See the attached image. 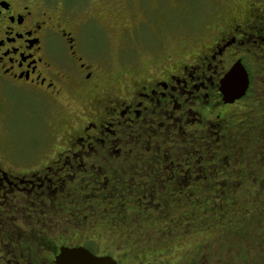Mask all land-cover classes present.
<instances>
[{
	"label": "flooded vegetation",
	"instance_id": "1",
	"mask_svg": "<svg viewBox=\"0 0 264 264\" xmlns=\"http://www.w3.org/2000/svg\"><path fill=\"white\" fill-rule=\"evenodd\" d=\"M125 1L124 35L139 39L147 28L159 42L142 43L144 49L164 57L126 65L119 75L90 61L83 32L95 15L73 19L61 0H0V117H7L15 96H35L61 102L57 121L48 122L54 138L60 119L61 131L70 129L65 145L52 149L54 162L39 171L9 173L0 162V264H56L62 248L79 247L117 264H147L160 243L139 245L104 231L150 230L163 222L181 232L165 253L174 242L214 228L212 221L220 226L236 212L240 223L245 216L222 205L238 198L254 150L264 151V0ZM158 12L169 14L168 26L154 20ZM183 53L196 57L180 62ZM235 67L248 87L231 99L222 81ZM83 95L91 120L69 127L61 110ZM68 198L70 207L85 199L98 213V199L123 200L110 211L126 219L80 217L65 207ZM65 213L72 216L68 223ZM82 229L90 232L66 235Z\"/></svg>",
	"mask_w": 264,
	"mask_h": 264
},
{
	"label": "rangeland",
	"instance_id": "2",
	"mask_svg": "<svg viewBox=\"0 0 264 264\" xmlns=\"http://www.w3.org/2000/svg\"><path fill=\"white\" fill-rule=\"evenodd\" d=\"M61 3L69 7L66 9L73 19L90 20V15L96 16L93 23L83 32L87 47L91 50L89 55L94 57H90V61L96 66L109 68L108 71L114 70L122 75L126 65L138 67L164 57L163 52L151 53L144 49L142 43L148 47H157L159 42L147 28L139 39L124 35L125 20L122 16L126 6L125 0H61ZM138 14L139 21H143L142 13L139 11ZM153 18L163 27L170 24L169 14L158 12ZM150 25L155 27L153 23ZM182 26L178 22V30L184 28L183 23ZM168 46L173 47L176 44L172 42ZM194 57V53L177 55L180 62ZM105 81L106 79H103L100 84H105ZM15 97L11 103L12 108L5 115L7 117H0V162L3 169L9 173L22 172L25 169L39 171L54 162L55 157L51 156L56 151L52 154V149L55 144L59 150L65 145L70 129L64 126L61 131L60 119L55 130L57 132L59 128L60 132L54 138L49 126L48 122L57 121L56 115L58 108H61V102H43L35 96ZM73 102L71 108L65 106L61 110L64 115L62 119L69 122V127L71 121L79 124L91 120L87 96L76 97ZM26 111L32 112L33 115L28 116ZM72 111L73 115H69ZM254 151H257V158H252L248 169L242 171V179L236 187L238 198L235 200L231 197L223 201L222 205L224 210L234 207L237 212L245 215L243 220L238 223V214L234 212L232 218L220 220V226L212 221L210 225L214 228L209 227L204 232H196L174 242L172 251L165 253L163 247L168 243L170 245L176 234L169 228L147 230L136 240L139 245L147 239L162 242L161 248H154L155 251L146 256L150 261L146 260L147 264H176L174 261H177V264H264V151L261 148ZM253 167L257 169L254 170ZM231 224L234 227L228 230ZM115 240L120 242L119 238ZM113 242L112 240L110 243Z\"/></svg>",
	"mask_w": 264,
	"mask_h": 264
},
{
	"label": "trees",
	"instance_id": "3",
	"mask_svg": "<svg viewBox=\"0 0 264 264\" xmlns=\"http://www.w3.org/2000/svg\"><path fill=\"white\" fill-rule=\"evenodd\" d=\"M56 185V184H55ZM67 185H71L70 183H67ZM81 186H82V190H81V192L82 191H84L85 190V185L84 184H81ZM44 189H46V188H44ZM54 189H57L56 187L55 188H53V190ZM58 190V189H57ZM59 190H61V183H60V188H59ZM66 190H69V188H66ZM80 192V193H81ZM79 193V194H80ZM84 200L85 199H81V204H80V206H75V207H70V202H71V200L68 198L66 201V204H65V207L66 208H72V209H74V210H77V211H75L76 213H79L78 215L80 216V217H83V218H85V217H87V216H89V217H93L94 218V216L97 218H94L95 219V221L96 220H98L99 222H103V223H107V222H109L110 220H112L113 222H116V223H118L119 221H121L122 220V222L126 219V218H122V217H124V216H126V215H122V214H112L111 213V204H114L115 205V203L116 202H121V201H123V200H120V199H117V198H113V199H110V198H102V199H98L97 201H98V205L99 206H101V207H99V208H101V213L99 212H95V211H92L91 209L90 210H88L89 209V205L87 206L85 203H84ZM69 203V204H68ZM119 206H121V205H119ZM88 210V211H87ZM70 212V211H69ZM73 212V211H72ZM136 215L134 214H131V217L132 218H130V219H133L134 217H135ZM70 217H72V216H70L69 215V213H65V215L64 216H61V218H63L64 220H65V223H68L69 221H68V219L70 218ZM157 227V229H160V228H164L165 226H164V224H163V222H161L160 224L159 223H157V224H155V228ZM151 230V229H150ZM90 231H87V230H84V229H82V230H80V231H73V230H69V231H66V235H67V237H74V236H76V234H78L79 235V233H81V235L83 234V235H86V234H88ZM104 232H107V233H121L120 235H125L127 238H131L135 243H138V242H136V240L142 235V233H145V232H147V230H143V231H136V230H131V231H127V230H125V229H118V230H115V229H113V230H107V231H104ZM98 233H102V231L101 230H99L98 231ZM172 233H175L176 234V236H180L181 235V232L179 231V230H176V229H172ZM81 235H80V238H81ZM66 237V238H67ZM144 243H146L147 245L149 244V245H151V246H154L153 244H156V243H158L159 244V242H153V241H151V240H146V242H144ZM162 243V242H161ZM160 243V244H161ZM150 246V247H151ZM152 249H151V252H153V251H155L154 250V247H151ZM150 252V253H151Z\"/></svg>",
	"mask_w": 264,
	"mask_h": 264
},
{
	"label": "water",
	"instance_id": "4",
	"mask_svg": "<svg viewBox=\"0 0 264 264\" xmlns=\"http://www.w3.org/2000/svg\"><path fill=\"white\" fill-rule=\"evenodd\" d=\"M222 84L227 98H240L248 87L247 76L240 67H235L222 81ZM228 89L229 91L226 92ZM56 264H117V262L110 257H97L89 250L79 247L62 248Z\"/></svg>",
	"mask_w": 264,
	"mask_h": 264
}]
</instances>
